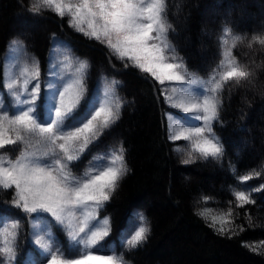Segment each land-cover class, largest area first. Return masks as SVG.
Masks as SVG:
<instances>
[{"label":"snow or ice","instance_id":"6c2138e0","mask_svg":"<svg viewBox=\"0 0 264 264\" xmlns=\"http://www.w3.org/2000/svg\"><path fill=\"white\" fill-rule=\"evenodd\" d=\"M45 10L67 17L69 28L104 46L125 69L139 70L162 86L163 102L184 114H167L168 140L189 146L182 163L223 157L224 147L214 132L220 96L229 83L252 82V70L233 56L245 37L225 27L219 64L203 79L189 71L169 40L173 26L166 16V0H32L28 8L34 16ZM52 40L43 81L40 61L28 56L19 39L11 41L0 61V190L12 191L11 204L22 214L11 222L0 221V264H15L23 216L27 242L39 251L41 264H128L111 248L110 218H99L130 171L123 144L94 156L82 176L72 171L120 120L125 101L117 88L122 82L105 78L102 90H90L89 62L72 55L55 35ZM254 43L264 47V34L254 35L249 47ZM7 146L19 147L15 159L3 154L10 150ZM254 175L261 173L241 175L239 181L243 184ZM232 195L238 208L254 203L248 191ZM232 216L229 208L212 216L208 226L220 235L235 234ZM54 227L66 239H60ZM149 233L147 219L140 214L138 223L126 226L121 246L136 250ZM98 248H109L110 254H96Z\"/></svg>","mask_w":264,"mask_h":264},{"label":"trees","instance_id":"16d2710c","mask_svg":"<svg viewBox=\"0 0 264 264\" xmlns=\"http://www.w3.org/2000/svg\"><path fill=\"white\" fill-rule=\"evenodd\" d=\"M31 3L0 0V59L17 38L40 61L44 76L51 37L58 35L89 62L90 90L98 89L102 78L122 82L117 88L125 101L121 118L96 142L95 150L123 144L130 170L101 211L111 221L110 241L117 240L134 212L143 214L150 227L138 249L119 247L128 264H264V47L248 44L254 35L264 34V0H166V16L173 26L169 40L189 71L207 77L216 68L222 30L228 27L245 37L233 55L253 72L251 83H229L220 96L214 132L224 147L223 157L197 158L189 164L182 163L188 151L183 142L167 138L165 111L170 108L160 85L139 70L125 69L104 46L69 28L66 18L49 10L34 16L28 11ZM177 147L181 151H175ZM254 172L261 175L240 183L239 176ZM236 190L250 192L254 203L238 208L232 195ZM11 199V190H0V221L22 216ZM229 208L235 234L220 235L208 225L212 216ZM27 231L23 216L15 264H24L31 252Z\"/></svg>","mask_w":264,"mask_h":264},{"label":"rangeland","instance_id":"374dc122","mask_svg":"<svg viewBox=\"0 0 264 264\" xmlns=\"http://www.w3.org/2000/svg\"><path fill=\"white\" fill-rule=\"evenodd\" d=\"M219 11H217V12H214V14L215 15H219ZM225 13L226 14H228L229 13V9H226V11H225ZM66 18V20H67V25H68V19H67V17H65ZM22 23L24 24V22L22 21ZM260 24L261 25H263L264 26V21H260ZM27 28H30V23L28 24L27 23ZM228 28V27H227ZM73 30V29H72ZM75 31V30H74ZM76 32V31H75ZM234 34V33H233ZM222 36H223V30H222V34H221V37H220V40H221V38H222ZM53 37V36H52ZM52 37H51V44H50V48L52 47V45H53V40H52ZM55 37H56V42L57 43H59V44H61L62 46H66V47H68L70 50H71V53H72V55H74V56H76V57H78L77 55H75L73 52H72V47H71V43L69 42V40L67 39V38H65V37H61V36H58V35H55ZM14 39H17V38H14ZM14 39H12V40H14ZM11 43V42H10ZM10 45V44H9ZM220 47H221V45H220ZM8 48H9V46H8ZM8 48H7V50H6V52L8 51ZM50 48H49V51H48V59H47V68H46V70H45V72H44V76H42V81H43V79H45L46 77H47V74H48V60H49V52H50ZM221 51H222V48H221ZM5 52V53H6ZM28 54V56H30V57H32L29 53H27ZM234 56V55H233ZM5 57V54L3 55V57L0 59V61H2L3 60V58ZM80 58V57H79ZM235 58V57H234ZM81 59V58H80ZM219 64V63H218ZM218 66V65H217ZM217 66H216V68H217ZM215 68V69H216ZM191 72V71H190ZM191 73H193V72H191ZM195 76H197V77H201V78H203V79H207L208 78V76L210 75H208L207 77H202V76H200V75H197V74H195V73H193ZM108 81H110L111 79H113V78H106ZM118 80V79H117ZM104 82H105V78H102L101 80H100V82H99V85H98V90H102V88H103V86H104ZM158 83V82H157ZM159 84V83H158ZM168 84V82H166V85ZM160 85V84H159ZM160 88H162V86L160 85ZM163 97V96H162ZM3 101L5 102V103H7L8 102V97L5 95L4 97H3ZM167 105V107L168 108H170L169 107V105L168 104H166ZM169 112H173V113H177L178 115H180L181 117H183L184 116V114L183 113H178V110H176V109H168V110H166L165 111V120H166V128H167V124H168V121H167V114L169 113ZM198 123V122H197ZM216 134V133H215ZM216 136L218 137V135L216 134ZM167 137H168V130H167ZM170 142H172V141H170ZM176 142H180V141H176ZM183 142V147L185 148V149H187V150H189V146H188V144H187V142H185V141H182ZM95 144L96 143H94L92 146H90V149L88 150V151H86V153L82 156V158H81V160H79L78 162H76V164H75V167H73V169H72V171H73V173L75 174V175H77V176H82L83 174H84V172H85V170H86V168L88 167V165H89V161H91L92 160V158L94 157V156H96L97 154H99V153H105V154H107L108 152H109V150H115L116 148H110V149H108V150H105V151H96L95 150ZM10 150L9 151H7V152H4L3 154H5V155H7V156H9V157H11L12 159H15V156L18 154V152H19V147L17 148L18 150H16V151H14V152H12V150H11V148L13 147V146H7ZM0 151H3V150H0ZM139 213H137V212H134L133 213V217L130 219V221L128 222V224L129 223H133V222H137L138 223V219H139ZM106 215H104V214H102V212L100 213V219H103V217H105ZM53 224H54V222H53ZM127 224V225H128ZM126 225V226H127ZM126 228V227H125ZM125 228L123 229V231L121 232V234L117 237V240L116 241H110V244H111V248L112 249H114L118 254H121V249L119 248V247H122L121 246V240H120V237H121V235H122V233L124 232V230H125ZM53 231H54V233L60 238V239H62V240H64V239H66L65 237H64V235H63V233L59 230V228L58 227H54V229H53ZM129 235H130V233H129ZM31 244V243H30ZM31 252L27 255V257H26V260H25V262H28V264H41V256H40V253H39V251L37 250V249H35V247L31 244ZM96 251V254H110V249L109 248H98V249H96L95 250ZM25 262H24V264H25Z\"/></svg>","mask_w":264,"mask_h":264}]
</instances>
